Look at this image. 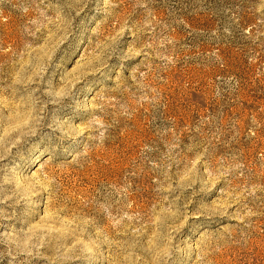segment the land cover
I'll list each match as a JSON object with an SVG mask.
<instances>
[{"label": "rangeland", "instance_id": "obj_1", "mask_svg": "<svg viewBox=\"0 0 264 264\" xmlns=\"http://www.w3.org/2000/svg\"><path fill=\"white\" fill-rule=\"evenodd\" d=\"M0 264H264V0H0Z\"/></svg>", "mask_w": 264, "mask_h": 264}]
</instances>
